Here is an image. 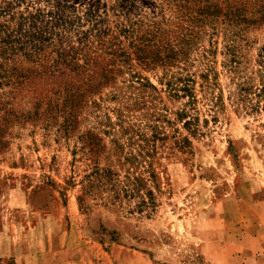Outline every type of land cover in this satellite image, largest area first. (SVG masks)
<instances>
[{"label":"rangeland","instance_id":"obj_1","mask_svg":"<svg viewBox=\"0 0 264 264\" xmlns=\"http://www.w3.org/2000/svg\"><path fill=\"white\" fill-rule=\"evenodd\" d=\"M128 1L157 18L181 48L191 9ZM215 1L229 4L239 24L219 15L218 28L203 30L171 68L208 71L226 107L218 119L203 115L206 132L191 135L190 149L155 154L139 136L149 109L136 103L129 69L100 82L111 55L99 56L88 11L108 12L104 25L114 28L113 8L126 3L0 0V43L8 41L0 72L13 74L0 76V264H264V109L238 110L228 53L238 31L244 74L258 68L264 0ZM129 49L127 65L159 84V63L145 67ZM73 92L79 103L70 100ZM89 140L99 153L83 148ZM94 157L114 173L96 177L82 206Z\"/></svg>","mask_w":264,"mask_h":264},{"label":"trees","instance_id":"obj_2","mask_svg":"<svg viewBox=\"0 0 264 264\" xmlns=\"http://www.w3.org/2000/svg\"><path fill=\"white\" fill-rule=\"evenodd\" d=\"M156 6L165 7V5H174L175 11L191 9L188 13L189 27L184 37L178 42V51L175 50L173 44L169 42L166 29L162 26L161 22L150 15L149 12L143 13L136 11L139 9L134 3L128 0H113L114 3H126L127 6H119L113 8L115 27H108L104 25L106 19L104 15L108 14L102 11L100 14L99 9L88 11L91 15V20L94 21L91 30H96L94 36L99 40L98 50L99 56L111 55V61L102 68V75L106 79L100 81L101 83H108L115 80V75L123 72L126 68L129 69L131 77L126 78L130 81V87L138 88L140 93L136 97V103H142L145 108L149 109L148 120L145 124H139L138 132L145 146H151L154 153L157 154L161 149L169 148L175 149L176 147L182 150H188L192 146L191 135H204L205 124L204 121L209 122L211 116L213 119H218L220 113L226 107L225 96L222 92L215 91L214 84L211 82L208 71L202 73L198 70L190 71L186 66L179 65L178 70L171 68L173 58L176 53H185L192 48L194 44L201 38L203 30L208 28L217 29L219 22V15H224L223 22L228 20L229 25H238L234 23L236 13L228 4L226 7L222 6L215 0H156ZM134 7H137L134 9ZM225 9V11H224ZM9 13L8 10H5ZM96 16V17H94ZM179 18L184 19L182 14ZM211 22V24H209ZM236 22V21H235ZM10 25L7 26L6 31ZM108 28V29H107ZM229 38V69L234 76L239 79L237 81L238 92L235 102L238 105V110H259L264 109V53H261L258 59V68L249 73H245L242 69L241 55L238 52V47L241 42L235 37L238 31H232ZM28 34V33H27ZM2 35V29H0ZM42 41L45 38L40 37ZM130 41L126 45V41ZM8 41L0 43V57L8 50ZM44 45V42L41 43ZM130 47H134L136 58L140 64H145V67L152 66L159 63L162 68V74L159 76V84L153 82L148 76L143 75L137 69L135 63H129L132 59V52ZM234 47V48H232ZM185 49V51H184ZM189 54V53H188ZM59 62V56H57ZM182 61L181 59H178ZM88 64V62H87ZM87 66V65H86ZM5 68L3 62L0 64V69ZM95 69V68H94ZM1 77H13V74L8 71H1ZM257 76L260 77V82L255 83ZM117 77V76H116ZM199 77L204 78V81H199ZM232 98V96H230ZM72 103H79L81 101L80 95L73 92L70 94ZM169 100L178 101V107L171 106ZM73 103V104H74ZM95 105H100L98 101H94ZM124 125L123 116H119ZM183 123L189 134H184L181 126ZM173 127V129H171ZM134 130V126L130 127ZM95 142V141H94ZM93 141H86L83 148L91 146L89 150L93 153H99L98 147ZM150 148V147H148ZM92 171L86 175L87 181L83 194L80 196V202L83 206L86 202L85 195L90 193L96 177L103 176L105 173H114L108 167L101 166V161L97 157L91 161ZM140 178L134 181L139 189ZM100 183H96L98 186ZM127 190V189H125ZM130 190V189H129ZM118 195L120 192L117 193ZM145 203H148L144 199ZM142 203V204H145Z\"/></svg>","mask_w":264,"mask_h":264},{"label":"crops","instance_id":"obj_3","mask_svg":"<svg viewBox=\"0 0 264 264\" xmlns=\"http://www.w3.org/2000/svg\"><path fill=\"white\" fill-rule=\"evenodd\" d=\"M261 244H263V243H261ZM262 254H263V253H262ZM263 256H264V254H263ZM254 261H255V262H254ZM252 262H254V264H257L256 259H253Z\"/></svg>","mask_w":264,"mask_h":264}]
</instances>
